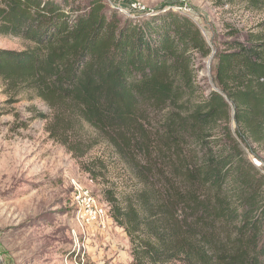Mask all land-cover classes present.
Listing matches in <instances>:
<instances>
[{"label":"trees","instance_id":"16d2710c","mask_svg":"<svg viewBox=\"0 0 264 264\" xmlns=\"http://www.w3.org/2000/svg\"><path fill=\"white\" fill-rule=\"evenodd\" d=\"M0 35L27 44L0 49V80L56 111L51 139L76 158L108 145L141 185L108 199L133 264H264V31L212 47L171 9L0 0Z\"/></svg>","mask_w":264,"mask_h":264},{"label":"rangeland","instance_id":"374dc122","mask_svg":"<svg viewBox=\"0 0 264 264\" xmlns=\"http://www.w3.org/2000/svg\"><path fill=\"white\" fill-rule=\"evenodd\" d=\"M103 1L121 18L166 9L186 15L212 47L229 40L232 31L238 36L264 31V8L251 0ZM26 46L0 35V49ZM212 65L213 55L198 65L207 87ZM55 114L33 94L17 95L0 80V264H133L129 238L113 221L108 199L121 203L141 185L108 145L76 158L51 139L47 125ZM260 155L264 159V150ZM76 188L105 210L106 222L82 225L73 201Z\"/></svg>","mask_w":264,"mask_h":264},{"label":"built area","instance_id":"2783aa9c","mask_svg":"<svg viewBox=\"0 0 264 264\" xmlns=\"http://www.w3.org/2000/svg\"><path fill=\"white\" fill-rule=\"evenodd\" d=\"M73 201L78 207V219L82 225L103 224L107 221L105 210L98 207L88 192L76 188L73 192Z\"/></svg>","mask_w":264,"mask_h":264},{"label":"bare ground","instance_id":"6f19581e","mask_svg":"<svg viewBox=\"0 0 264 264\" xmlns=\"http://www.w3.org/2000/svg\"><path fill=\"white\" fill-rule=\"evenodd\" d=\"M257 163V162H256Z\"/></svg>","mask_w":264,"mask_h":264}]
</instances>
